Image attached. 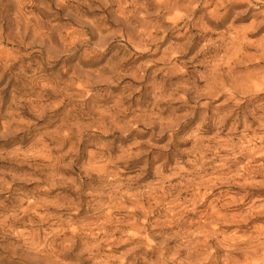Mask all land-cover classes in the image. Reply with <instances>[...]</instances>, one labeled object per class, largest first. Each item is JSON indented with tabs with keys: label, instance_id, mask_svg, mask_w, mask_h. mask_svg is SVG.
<instances>
[{
	"label": "clouds",
	"instance_id": "clouds-1",
	"mask_svg": "<svg viewBox=\"0 0 264 264\" xmlns=\"http://www.w3.org/2000/svg\"><path fill=\"white\" fill-rule=\"evenodd\" d=\"M0 264H264V0H0Z\"/></svg>",
	"mask_w": 264,
	"mask_h": 264
}]
</instances>
